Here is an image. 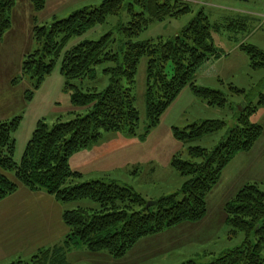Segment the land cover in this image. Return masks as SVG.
Masks as SVG:
<instances>
[{
	"label": "trees",
	"instance_id": "trees-1",
	"mask_svg": "<svg viewBox=\"0 0 264 264\" xmlns=\"http://www.w3.org/2000/svg\"><path fill=\"white\" fill-rule=\"evenodd\" d=\"M30 1L37 13L47 4V0ZM16 3L17 0H0V35L12 27L11 14ZM124 10L129 21L118 28L124 38L119 49L114 48L116 39L111 32L98 40L86 39L65 49L72 37L85 34ZM192 10L189 0H104L98 6L77 10L49 25L35 24L34 39L41 47L25 55L22 75L35 78L41 85L61 60L60 71L65 88L71 92L72 104L87 107L89 113L76 115L69 121L59 119L52 127L39 120L20 161L15 159L17 143L13 133L23 117L0 120V201L25 186L52 194L64 204L89 199L97 206L67 207L63 218L70 232L64 244L41 251L28 262L18 260L10 264H69L67 253L76 244L123 258L143 237L206 216V197L218 184L224 169L238 153L250 151L263 134V126L253 123L251 116L264 108V91L256 103L244 102L236 124L216 147H190L192 160H184L178 154L173 156L172 167L186 180L177 192L162 196L150 207L147 199L130 185L104 179L77 182L82 174L70 166L72 155L100 141L104 132L145 138L187 86L211 106H227L222 91L200 87L195 78L203 64L223 55L213 43V31L235 23L225 26L214 22L202 9L172 38L159 36L133 41L151 23L178 18ZM240 49L248 55L253 69L264 68V49L248 43L240 44ZM145 56L148 121L140 132L134 89L140 60ZM104 63L112 64L104 69L110 78L105 89L84 91L73 82L94 79L96 67ZM233 89L247 95L244 89ZM227 125L223 119L206 120L183 129L174 126L173 134L180 141H193ZM225 211L232 233L244 232L246 239L242 246L208 264H264V182L244 185L227 201ZM184 264L198 263L190 260Z\"/></svg>",
	"mask_w": 264,
	"mask_h": 264
},
{
	"label": "rangeland",
	"instance_id": "rangeland-1",
	"mask_svg": "<svg viewBox=\"0 0 264 264\" xmlns=\"http://www.w3.org/2000/svg\"><path fill=\"white\" fill-rule=\"evenodd\" d=\"M25 1L23 0V5L19 3L22 22L15 24L7 37L0 40V119L11 120L16 116L23 117L18 130L13 133L17 143L15 153L17 161L21 160L25 146L39 120H44L52 127L59 119L69 121L76 115L89 113L87 107H76L72 104L71 92L65 88L64 77L60 71L61 60H58L54 71L41 85L37 84L35 78L22 75L25 55L41 47L34 39L32 23L39 26L49 25L56 20L69 17L77 10L98 6L104 0H47L46 7L38 13L33 10L29 0ZM189 1L193 9L191 12L178 18L153 22L133 41H146L159 36L172 38L202 9L214 22H222L225 26L235 23L229 26L230 28L213 31V43L223 55L203 64L197 70L195 78L196 85L200 87L222 91L227 99V106L224 108L211 106L206 98L196 95L189 86L185 87L161 116L159 124L145 138L127 136L120 132H104L100 144L94 149H84L76 153L71 159V165L74 169H81L83 172L77 182L100 178L110 182L116 179L120 183L133 186L147 201L177 192L186 177L172 167L173 156L178 154L184 160H192L189 155L190 147L213 149L227 138L229 129L237 122V116L244 102L258 101L259 95L264 91V68L253 69L248 55L238 46L241 43H248L264 49V0ZM128 19L129 16L124 10L119 16L110 17L106 23L96 25L85 34L72 37L65 49L86 39L98 40L110 32L116 39L114 48L119 49L124 38L118 28L129 21ZM147 64L148 57H142L134 89L135 104L140 112V132L144 131L148 121ZM110 65L112 64L98 65L94 79L87 78L73 82L84 91L93 89L101 91L110 83L109 76L104 73V69ZM234 87L246 90L247 95L236 93ZM215 119L225 120L227 127L219 132L186 142L176 139L173 134L174 126L183 129ZM251 121L264 128V108H259L251 116ZM94 170L103 172L93 173ZM249 179L258 183L264 181V130L250 151L238 153L224 169L218 184L206 197L207 213L202 220L185 222L155 235L164 238V245L154 248L157 253L140 260L132 256L130 260L129 256L133 248L125 257L114 258L107 251L92 252L83 244H76L68 251L67 262L69 264H184L195 260L198 264H208L223 253L242 246L246 239L244 232L232 233V228L226 221L225 205L236 192L237 186L232 189L234 184L245 183ZM242 185H238V188ZM65 205L69 208H76L79 205L97 206L89 199L65 203ZM155 236L151 235L148 238ZM252 240L255 241L254 237ZM98 254H108L109 258L102 259Z\"/></svg>",
	"mask_w": 264,
	"mask_h": 264
},
{
	"label": "crops",
	"instance_id": "crops-1",
	"mask_svg": "<svg viewBox=\"0 0 264 264\" xmlns=\"http://www.w3.org/2000/svg\"><path fill=\"white\" fill-rule=\"evenodd\" d=\"M19 3L20 5H23V0L21 2L17 0L16 6L11 14L12 27L3 35H0V40L7 37V34L13 29L15 24H20L22 22ZM30 4L34 10L31 1ZM33 21L35 23L36 16L33 18ZM34 27L35 25L32 23V32ZM238 47L240 49V45ZM98 144H100V141L93 144L89 148H86V150L94 149V147ZM74 155L70 158V166L74 171L80 172L83 175L81 169H74L71 165V159ZM138 168L139 166H137V169ZM92 172L101 173L103 171L94 170ZM134 173H137V171H134ZM250 180L252 179L247 180L245 183L240 182L234 184L232 189L237 186V192L248 183H258V181L254 180L251 182ZM115 181L117 180L115 179ZM240 184L243 185L238 188V185ZM66 208L67 206L60 202L54 195L45 191H32L25 186H20L14 193L0 201V264H10L18 260L28 262L33 258V256L37 255L41 251L52 250L56 247L62 246L66 236L70 232V229L63 218V213ZM223 218H225V216H223ZM155 235L156 234H154V236ZM150 236H146L136 243V246H138L133 247L132 252H130V260L132 256L133 258L140 260L150 254L157 253L158 251L154 250V248L164 245V238H161L163 236L159 235L148 238ZM145 238L148 239L143 240ZM92 252L102 253L100 251ZM98 255L102 259H108L110 254Z\"/></svg>",
	"mask_w": 264,
	"mask_h": 264
},
{
	"label": "water",
	"instance_id": "water-1",
	"mask_svg": "<svg viewBox=\"0 0 264 264\" xmlns=\"http://www.w3.org/2000/svg\"><path fill=\"white\" fill-rule=\"evenodd\" d=\"M156 203H157L156 200H150V201L147 202V207H150L152 205H155Z\"/></svg>",
	"mask_w": 264,
	"mask_h": 264
}]
</instances>
